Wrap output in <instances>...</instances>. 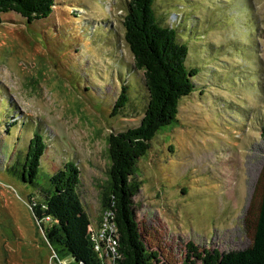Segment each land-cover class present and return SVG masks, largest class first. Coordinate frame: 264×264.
<instances>
[{"label":"rangeland","instance_id":"rangeland-1","mask_svg":"<svg viewBox=\"0 0 264 264\" xmlns=\"http://www.w3.org/2000/svg\"><path fill=\"white\" fill-rule=\"evenodd\" d=\"M126 2L55 0L51 15L31 24L0 14V264L56 263L46 222L39 226L28 205L35 190L9 172L34 133L46 146L39 184L46 188L73 162L92 231H111L100 204L109 187L108 137L136 126L145 102L142 72L123 39ZM155 11L181 25L187 65L200 72L176 122L137 162L132 211L141 238L159 264H181L189 244L197 252L243 250L264 189V0H155ZM122 86L130 104L111 115ZM106 246L98 257L110 264Z\"/></svg>","mask_w":264,"mask_h":264},{"label":"trees","instance_id":"trees-1","mask_svg":"<svg viewBox=\"0 0 264 264\" xmlns=\"http://www.w3.org/2000/svg\"><path fill=\"white\" fill-rule=\"evenodd\" d=\"M54 6L55 0H0V14L14 12L31 24L48 18ZM122 26L133 68L143 75L145 102L136 126L108 137L109 187L102 193L100 204L102 211L112 214L117 226L119 250L124 257L121 264H159L158 253L146 247L134 218L132 178L138 160L146 155L155 135L176 122L179 103L194 92L193 79L200 69L187 65L183 29L180 24L172 26L157 17L155 0H127ZM129 104L127 88L122 86L110 114L120 113ZM260 133L264 137V126ZM45 148L42 135L34 133L22 163L9 172L35 190L28 196V205L39 226L46 222L42 233L55 264H104L95 249L90 219L79 197L78 166L65 162L47 178L46 188L39 184ZM181 264H264V189L254 239L248 248L227 253L216 249L197 252L189 244Z\"/></svg>","mask_w":264,"mask_h":264},{"label":"built area","instance_id":"built-area-1","mask_svg":"<svg viewBox=\"0 0 264 264\" xmlns=\"http://www.w3.org/2000/svg\"><path fill=\"white\" fill-rule=\"evenodd\" d=\"M108 218L112 219V214L108 211H105V215L103 216V221H102V227H106L107 225H109V229L112 232L116 233L115 230V223L113 222V225L110 223V220ZM108 223V224H107ZM114 229H112V227ZM89 229L92 231L91 227H89ZM102 232L101 233H94L93 231V236H94V240L96 243V250L97 252L100 250V248L104 247L107 244V248L105 249L106 255L104 259L108 260L110 264H117L119 263L121 260L119 258V253H121V251L119 250V243H117V235H112L111 231L108 230V233L105 231V228H101ZM108 241V242H107ZM120 251V252H119ZM122 255V253H121ZM102 257V256H101ZM100 257V258H101ZM123 257V255H122Z\"/></svg>","mask_w":264,"mask_h":264}]
</instances>
